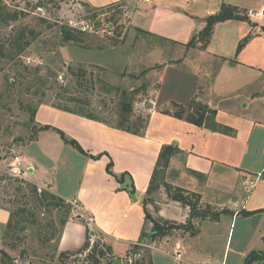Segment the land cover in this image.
Returning a JSON list of instances; mask_svg holds the SVG:
<instances>
[{"label":"crops","instance_id":"obj_1","mask_svg":"<svg viewBox=\"0 0 264 264\" xmlns=\"http://www.w3.org/2000/svg\"><path fill=\"white\" fill-rule=\"evenodd\" d=\"M81 1L92 7L127 2L131 10L128 23L134 29L175 44L173 47L161 46L146 51L145 59L156 55L160 58L158 63L162 67L156 70L151 67L156 61L145 62V67H150L147 76L151 80L156 79V82L153 81V84L151 81L146 91L151 96L152 105L148 106L146 125L141 135L81 114L54 108L55 106L52 108L40 104L38 112L35 111V118L42 107L64 112L70 124L59 127L88 153L107 152L115 161V171L128 169L133 176L135 193L130 194L131 200L126 191L117 189L114 177L105 171V164L109 160L107 155L93 159L77 149L83 159L79 167V178L73 184L71 182L69 190L57 192L52 174L44 173L36 157H33L35 163H27L28 175H34L37 182L47 183L52 193L63 199L75 200L82 208L83 215L91 218L90 225L108 240L113 253L125 252L131 244L138 243L142 238L145 226L142 199L146 194L157 154L163 145L173 144L183 156V169L190 172V175L181 174L174 185L199 194L203 203L219 210L227 209L231 213L221 214L217 220L196 219L193 221L196 226L194 234L185 232L180 235H164L155 249L162 251L166 247H174V253L180 250L184 264H226L231 229L240 217L244 219L241 227L254 229L256 239L263 242L264 216H261L264 212L249 216L241 212L264 205V179L261 177L264 159L259 170L253 169L264 152V112L260 111V105L264 101V0H258L254 5H245L243 0H222L221 3L247 12L249 21L227 19L215 23L206 46L201 47L199 43L195 47H189L186 56L175 54L180 51V46L185 47L191 37L202 30L205 18L217 13L220 4L214 5L210 0ZM246 36L250 38L236 51L238 43ZM165 56L173 57L167 61ZM167 74L170 83H164L165 80L161 79ZM192 98L214 109L215 120L233 128L234 135L212 131L173 116V103L182 104L188 110ZM167 110L170 112L166 113ZM40 124L37 123L38 126ZM50 131L49 128L38 129L37 136L26 143L23 149L26 150L32 142L39 144L45 133L58 136ZM58 139L61 140L59 137ZM56 143L57 140L54 141ZM43 144L44 146L38 145L37 148L47 161L56 165L62 162L67 170H72L73 165L69 164L71 160L63 157L65 146H61L62 149L57 152L48 153L50 147H47L46 141ZM72 157L77 160L75 154ZM118 199L123 204V209ZM181 208L180 214L167 208L159 211H162L160 215L164 218L172 214L171 217L179 216L180 221L185 222L189 210L188 207ZM105 209L117 216L113 219L105 216ZM256 217L262 219L261 223L252 220L251 225L246 222ZM220 223L227 227V241L222 255L214 256L206 248V244L210 247L216 240V231H213L212 236L205 227L216 228ZM84 239L85 225L81 220L69 219L62 227L58 248L63 251L77 249ZM254 241L255 239L252 242ZM252 242H248V247H245L246 250L251 248L249 251H236L242 258L239 262L250 251L264 248H252ZM166 252L168 251L165 250Z\"/></svg>","mask_w":264,"mask_h":264},{"label":"rangeland","instance_id":"obj_2","mask_svg":"<svg viewBox=\"0 0 264 264\" xmlns=\"http://www.w3.org/2000/svg\"><path fill=\"white\" fill-rule=\"evenodd\" d=\"M0 1L4 2L11 12L18 13L17 19L8 25H0V248H5L10 255L15 257L17 264H28L31 259L35 263L39 257L48 263L52 256L54 257L52 264H78L85 258L88 251L98 261L89 259L86 260L87 264H109L106 259L108 254L101 256L99 252L102 250L106 253L105 245L108 244V240L90 225L89 219L91 218L83 215L79 204L75 200H65V204L56 208L47 202L38 203L30 193V185H36L38 192L41 190L52 192L47 183L37 182L34 175L30 177L29 169H24L25 177H14L9 173V164L15 155L22 157L23 167L28 166L29 161L35 163L33 157H36L35 159L41 165L44 173L52 174L51 177L54 186L57 187V192L58 190H69L71 182L73 184L75 179L79 178V167L83 159L81 152L79 153L76 147L65 142L57 131L49 128L50 132L54 131L58 136L45 133L44 139L41 138L42 142L40 141L39 144L32 142L26 150L23 149L26 143L37 136L39 127L37 123L60 129L65 138L73 139L59 127L70 124L67 115L62 113L61 108L57 112L42 107L38 117L33 118L34 110L36 109L37 113L39 110L37 107L40 104H46L45 106L52 108L58 105L90 114L112 127L117 126L119 116L124 113L128 118L127 124L132 128L140 129L145 125L148 106L152 105L151 96L146 91L151 81L153 83L156 80H151L147 76L150 67L146 68L145 62L156 61L151 66L156 70H160L162 67L158 63L160 58L156 55L149 56L146 60V51L161 46L171 45L173 47L175 44L134 29L128 23L131 10H129L127 2L92 7L81 0ZM221 1L210 2H213L214 5H221ZM243 1L245 5H254L258 0ZM253 8L256 9L254 6ZM243 13L247 12L243 11ZM82 23H88L91 25V29L86 31L79 29L78 27ZM63 26L73 29L78 40L64 41L60 31ZM24 42L27 43L19 48V45ZM180 48V51L175 55L186 56L190 49L188 46H180ZM29 56L33 61L27 64L25 57ZM171 57L173 56H165L164 59L169 61L172 59ZM39 60L41 63H37ZM161 79L165 80L164 83H170L168 74L162 76ZM122 99L130 102L128 110L121 107L120 100ZM262 104L260 111L264 112V101ZM176 110L177 107H173L172 112ZM58 137L62 142L60 144ZM55 140H57L56 144H54ZM45 141L47 147H50L48 153L50 151L57 152L62 149L61 146H65L63 157L71 160L69 164L72 163V170H67L62 162L57 165L52 164L40 154L37 147L44 146ZM78 145L81 147L79 143ZM169 150L171 156L167 161L164 158L159 161L152 191L146 193L142 199L146 211L151 218L158 221L161 230L158 235L152 236L153 224L147 220L143 228V236L138 243L131 244L125 252L113 253L111 250L110 256L120 259L121 264H184L182 259L174 258V247H166L164 250L161 249L162 251L155 249L159 241L162 240L161 232H168L166 235H173V233L180 235L196 228V226H193L192 229L176 227L183 223L187 226L188 218L185 219V222H181L179 216L171 217L173 216L171 214L170 217L164 218L160 215L162 211L159 209L167 208L180 214L181 207H186L167 194V185L190 191L180 185H174L181 174L190 175V172L183 169L181 152L175 149ZM83 151L82 154H86L90 158H92L91 155L99 157L107 155L109 160L105 164V171L107 172V165L111 163L109 174L117 182V189L126 191L129 195L128 198L132 200L129 190L132 184L135 193V186L129 170L115 171V161L107 152L90 154L85 149ZM74 154L77 156V160L73 159ZM158 155L159 153L157 158ZM263 159L264 152L259 157V162H255L254 170L261 168ZM118 203L123 209L124 206L119 202V199ZM200 204L210 214H214L218 210L208 203L200 201ZM141 209H143L142 206ZM20 210L23 211L21 218L28 220L31 219V213L36 214L35 221L27 222L24 231L16 229L5 235L9 211L21 213ZM103 214L111 219L117 216L106 209ZM262 214L261 217L264 216V213ZM65 217L78 220L81 218L84 221H81L82 224H87L90 230L89 249L81 254L70 255L64 262H59L57 255L59 251H63L58 248L63 227L60 221ZM197 220L200 219L197 218ZM252 220L261 223L262 219L256 217L248 219L246 222L251 223ZM241 222H244L242 217L232 226L228 241V247H230L225 256L226 264H243V260L239 262L242 258L237 255L236 251L239 249L249 251L251 248L246 250L245 247H248L247 243L252 242L253 239L255 241L251 244L252 248L261 247L260 249H262L264 247L263 242L256 239L255 230L241 227ZM251 225L253 224L251 223ZM205 229L208 234L212 233V236L213 231H216V240L210 244V247L209 244H206V248L210 249L214 256L222 255L227 241L226 225L220 223L216 228L205 227ZM92 247L95 249L90 251ZM24 249L28 251L26 259L19 256L20 251ZM165 250L168 252L165 253ZM252 264L263 263L255 261Z\"/></svg>","mask_w":264,"mask_h":264},{"label":"trees","instance_id":"obj_3","mask_svg":"<svg viewBox=\"0 0 264 264\" xmlns=\"http://www.w3.org/2000/svg\"><path fill=\"white\" fill-rule=\"evenodd\" d=\"M17 17H18V13L11 12L9 10L8 6L4 2L0 1V25H8L11 21L17 19ZM227 19H240V20L249 21L247 15L243 13V10L239 9L236 6H232L230 4L222 3L220 5V9L217 13L211 14L205 18V25L202 28V30H200L197 33V35H193L191 37V39L185 44V46L195 47L197 45V43H200L201 47H205L209 41L210 36H211L213 25L217 22L224 21ZM262 28H264V26ZM60 31H61V35H62V38L64 41L70 42V41L78 40L77 36L74 35L73 29H70V28L63 26V27H61ZM199 36H201V37H199ZM249 38H250V36H246L245 38L240 40V42L237 45L236 51H239L245 45V43L248 41ZM25 43H27V42L20 44L19 48L21 45H23ZM120 105H121V107H124L123 108L124 110H126V109L128 110L130 108V102L128 100H124V99L120 100ZM55 106L58 108H61L63 110H67V111H70L73 113L81 114V115L89 117V118H93V119L103 121L101 119H98V118L90 115V114H85V113H82L80 111H74V110H71L69 108L61 107L58 105H55ZM173 106L177 107V110L175 112H173V116H175V117L184 118L188 122H191V123L198 125V126H205L212 131H217V132H221V133L228 134V135H234V133H235L233 128L226 126V125H223V124H221L215 120L216 111L214 109L210 108L207 104H204L200 101L195 100L194 98L191 99L189 106L187 108L188 110H186L182 104L173 103ZM35 111H36V109L34 110V112L32 114L33 118L35 116ZM165 112L169 113L170 111L167 110ZM127 121H128V118H127L126 114L122 113L119 116V121H118L116 127L119 129H122V130H126L128 132L134 133V134H141L143 132L145 125H146V120H145V125L142 126L140 129L139 128L137 129L134 127L132 128L129 124H127ZM48 128H52L53 130L57 131L59 133L60 137L65 142L70 143L71 145L76 147L79 152L84 153L83 149L78 145V143L73 139L65 138L64 133L60 129H57L55 127H50L48 125H40L38 127V129H48ZM169 149H175V150L179 151L178 147L176 145H173V144H165L161 147L157 161H156V164H155V167H154L152 175H151L149 185H148L147 190H146V193H150L153 189V182L156 179V174H157L160 159L164 158L165 161H167L169 156H171ZM91 157L96 158L99 156L91 155ZM110 167H111V163H109L107 165V168H106L108 173H110ZM191 172L195 173L197 175L196 172H193V171H191ZM261 177L264 179V172L261 174ZM131 186L132 187L130 188L129 192H130V194L133 195L134 194V188H133L132 184H131ZM166 187H167V194L173 200L184 204V206L188 207V209H189L187 226H185L184 225L185 223H183V224H180L176 227H183V228L186 227V229L187 228L192 229L194 226V224H193L194 219L199 218L202 220V219L208 218L210 220H217L221 214L231 213L227 209H222V210L218 209L214 214H210L209 212L205 211L202 208V205L200 204V195L199 194L191 192V191H187V190L184 191L181 188H177V187L173 188L172 186H169V185H167ZM30 193L34 196L35 200L40 204H44L47 202V204L54 206L56 208H58L61 204H65V199H63L62 197H60V196H58L52 192H46L44 190H41V192H38V188L36 185H30ZM192 198H194V199H192ZM142 205H143V211H144V216H145L144 217L145 223L147 220L149 222H151L153 224L152 236L158 235L159 230H161V226L158 225V221L151 218V216L148 214V212L146 211L143 200H142ZM207 206H209V205H207ZM20 212L21 213H13V212L9 211V218H8L7 223H6L5 235H8L11 231H14L16 229H18L19 231H24L26 229L25 224L27 222L32 223L35 221L36 214L31 213V219L28 220L27 218L26 219L21 218V216L23 215V211L20 210ZM257 212H264V205L258 209H255V210H242L241 213L245 216H249V215H252V214L257 213ZM17 216H19V217H17ZM67 220H69L68 217L62 218L60 221L61 225L63 226ZM80 220L83 221V219H81V218H80ZM89 232H90L89 227L87 226V224H85V239H84V242L82 243V245L79 248L74 249V250L59 251V253L57 255V260L59 262H64L66 260V258H68L70 255L81 254L82 252L87 251L89 249ZM195 232H196L195 228L190 231L191 234H194ZM167 233L168 232L164 231V232H161L160 235L164 236ZM141 235L143 236V232L141 233ZM262 240L264 243V235L262 237ZM11 247H14V246L11 245ZM105 248H106V253L102 250H99V252H100L101 256L108 254V255H106V259H108V263L111 264L112 263V257H113V256H110L111 255L110 254L111 247H110V245L106 244ZM93 249H95V248L92 247L90 249V251ZM19 256L23 259H26L28 256V251L26 249L21 250L19 253ZM34 257H36V254H34ZM53 259H54V257L52 256V258L49 260L50 262L46 263V262H44L45 260H42L39 257V259L35 263H34V260L31 259V260H29L28 264H52ZM89 259H91L95 262L98 261L97 259L93 258L92 253H89V251H88L87 254L85 255V258L81 262H78V264H87L86 260H89ZM255 261H259V262H262L264 264V248L262 250H258V251L257 250L250 251L244 257L243 264H252ZM0 264H17L16 258L13 257L12 255H10V253L5 248H0Z\"/></svg>","mask_w":264,"mask_h":264},{"label":"built area","instance_id":"obj_4","mask_svg":"<svg viewBox=\"0 0 264 264\" xmlns=\"http://www.w3.org/2000/svg\"><path fill=\"white\" fill-rule=\"evenodd\" d=\"M210 1H219V0H210ZM248 13L252 14L251 11H249ZM78 28L83 30V31H86L88 29H91V25H89L88 23L87 24L82 23ZM25 60H26L27 64H29V63H31V61H33L30 56L29 57H25ZM37 63H41V61L39 60ZM9 165H10V170H9L10 175H12L14 177H18V178L25 177L24 175H25L26 171H24V169L27 170L28 166H25V167L22 166L21 158H20L19 155H15L13 160L11 161V163ZM73 203H76V202L73 201ZM89 220L91 221V219H89ZM174 258L177 259V260L181 259L180 250H177L174 253Z\"/></svg>","mask_w":264,"mask_h":264},{"label":"water","instance_id":"obj_5","mask_svg":"<svg viewBox=\"0 0 264 264\" xmlns=\"http://www.w3.org/2000/svg\"><path fill=\"white\" fill-rule=\"evenodd\" d=\"M112 262L113 264H121V260L120 259H116V258H112Z\"/></svg>","mask_w":264,"mask_h":264}]
</instances>
